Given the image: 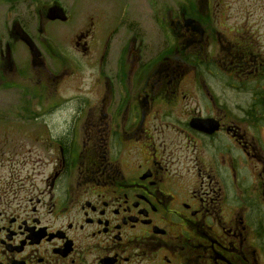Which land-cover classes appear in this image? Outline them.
<instances>
[{"label": "flooded vegetation", "instance_id": "flooded-vegetation-1", "mask_svg": "<svg viewBox=\"0 0 264 264\" xmlns=\"http://www.w3.org/2000/svg\"><path fill=\"white\" fill-rule=\"evenodd\" d=\"M0 3V264H264V0Z\"/></svg>", "mask_w": 264, "mask_h": 264}, {"label": "rangeland", "instance_id": "rangeland-1", "mask_svg": "<svg viewBox=\"0 0 264 264\" xmlns=\"http://www.w3.org/2000/svg\"><path fill=\"white\" fill-rule=\"evenodd\" d=\"M8 14L5 12V7L3 4L0 3V29H3L5 27V22L7 20ZM33 73V72H32ZM30 71L26 72L25 74V80H27L30 77L35 76V74H32ZM34 80V79H33ZM32 84V81H29L25 86L26 90L28 88V91H30V86ZM16 90L14 88H11L10 86L7 87H0V107L2 109H12V106H16L17 98L13 94ZM249 101L242 100V104H246ZM11 112V111H9Z\"/></svg>", "mask_w": 264, "mask_h": 264}, {"label": "water", "instance_id": "water-1", "mask_svg": "<svg viewBox=\"0 0 264 264\" xmlns=\"http://www.w3.org/2000/svg\"><path fill=\"white\" fill-rule=\"evenodd\" d=\"M51 18H53V17H51ZM14 28L17 30V34H19L21 39L24 40V42L29 46V48L31 50L34 49L35 47H34L33 43L31 42V40L28 38V36L24 32H22V30L19 31L17 29V27H14Z\"/></svg>", "mask_w": 264, "mask_h": 264}]
</instances>
